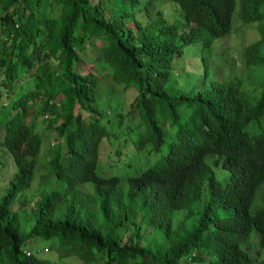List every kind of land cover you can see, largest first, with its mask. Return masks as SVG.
Segmentation results:
<instances>
[{"label": "trees", "instance_id": "16d2710c", "mask_svg": "<svg viewBox=\"0 0 264 264\" xmlns=\"http://www.w3.org/2000/svg\"><path fill=\"white\" fill-rule=\"evenodd\" d=\"M172 1L181 10L179 23L154 11V0H0V98L7 99L0 146L13 164L0 193V264H52L24 252L26 241L39 236L54 237L59 256L101 255L100 264H182L184 254L206 256L207 264H264V80L257 93L244 91L237 77L190 93L168 92L172 58L190 42L208 48L226 35L235 2ZM238 13L242 22L260 21L264 0H239ZM256 25L246 63L264 67V24ZM89 47L94 50L86 62L78 51ZM109 72L136 83L129 106L141 121L133 144L163 149L159 165L124 176L96 173L107 129L95 102ZM37 116L46 117L43 133L33 129ZM249 121L259 129L248 131ZM51 132L56 140L38 179L53 174L63 184L25 208L30 198L18 194L36 174L42 141ZM208 153L217 155L210 164ZM211 164L227 170L223 186ZM85 182L91 191L77 186ZM205 188L207 196L198 201ZM255 195L259 205L251 210ZM195 203H201L197 209ZM147 228L154 232L145 239ZM252 230L258 240L253 254L248 244L242 247Z\"/></svg>", "mask_w": 264, "mask_h": 264}, {"label": "rangeland", "instance_id": "374dc122", "mask_svg": "<svg viewBox=\"0 0 264 264\" xmlns=\"http://www.w3.org/2000/svg\"><path fill=\"white\" fill-rule=\"evenodd\" d=\"M234 1L230 30L226 35L213 38L208 48H203L199 40L190 42L183 47L180 56L172 58L170 72L165 82V88L168 92L190 93L196 89L204 88L210 81L225 82L237 77L238 79L240 78L241 88L244 91L257 93L260 84L264 80V67L258 64L248 66L246 56L249 53L246 54L245 48L246 45L257 39L258 31L256 24L260 21L264 24V18L260 21L242 22L238 13L239 0ZM154 3V11L160 9L161 15L168 23H179L182 19L181 10L176 2L172 0H154ZM136 7L134 5V8ZM110 11L109 8L105 9V15ZM125 23L128 27L134 28L129 17L125 18ZM3 26L4 22L2 21L1 27L3 28ZM4 35L2 33L0 39H4ZM92 41L97 46L100 39L96 38ZM88 44L89 41H86L85 45ZM93 50L94 47H89L78 51V54L83 61L89 62L88 56ZM260 53L264 55V49ZM78 65L82 67V61ZM27 78V74L21 75V79L26 80ZM136 87L135 82L125 84L124 80L113 79L110 72L101 79L98 85V100L95 102V106L102 112L100 120L107 129V133L100 139L98 144L95 170L101 176L110 174L124 176V172H131L133 169H141L145 166L160 164V155L163 149L161 151L138 150L133 144V139L138 130V123L141 121L139 115H136L135 109L129 106L130 100L136 94ZM6 100L5 96L2 95L0 98V110ZM3 120L4 116L0 111V133ZM45 124L46 117L37 116L34 120L33 129L39 133H43ZM260 125L264 126V118L260 121ZM245 127L248 131H256L259 129L256 121H249ZM55 140L56 138L52 137V132L51 134L46 133L42 141L37 172L32 177L29 186L18 194L19 198L23 195L30 198L29 200L27 199L28 203L25 208H28L32 204L31 200L35 203L43 193L58 188L63 184V180L53 174L42 176L41 181L38 179V175L44 171V167L40 163H45L46 158L49 156L51 142ZM57 140L58 142L61 141L60 138ZM216 156V154L208 153L204 159L210 164ZM212 170L220 186H223L229 180V177L227 179L228 172L226 169L212 165ZM12 172L13 164L11 159L0 146V193L3 192L4 187L8 184L9 179L12 177ZM77 186L83 191L89 192L91 191L92 183L85 182ZM260 190H264V182L261 184ZM206 196L207 190L205 188L202 190L201 197L198 201ZM255 197L251 204V210L259 205L257 203L258 197ZM197 204H193V207L196 209L201 203ZM11 207L17 210L18 200H14ZM19 214L22 215V212L19 211ZM196 216L197 213H194L193 217ZM29 225L30 222L25 224V229ZM153 232L150 228H147L144 238L151 237ZM253 236H255L254 230L251 231L250 238L242 243V247H247L248 244L250 248L247 247V250L251 254L255 253L258 247V240ZM55 242L54 237H34L26 241L25 246L27 248L25 249L34 255L47 257L52 261V264H100L103 258L101 255L95 257L93 260H84L74 254L59 256L54 248ZM153 242L156 243L157 240ZM43 247H48V249L43 250ZM188 256L190 254H184L182 256V264H207L208 258L206 256H195L191 259ZM259 258L264 259V250L260 252Z\"/></svg>", "mask_w": 264, "mask_h": 264}, {"label": "built area", "instance_id": "2783aa9c", "mask_svg": "<svg viewBox=\"0 0 264 264\" xmlns=\"http://www.w3.org/2000/svg\"><path fill=\"white\" fill-rule=\"evenodd\" d=\"M43 250H46V248L45 247H43ZM24 252L26 253V254H29L30 253V251L29 250H24Z\"/></svg>", "mask_w": 264, "mask_h": 264}]
</instances>
